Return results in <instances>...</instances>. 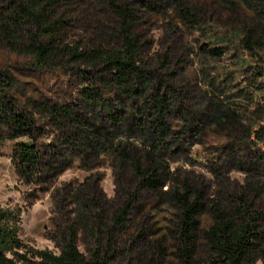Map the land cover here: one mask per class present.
Wrapping results in <instances>:
<instances>
[{"label":"rangeland","instance_id":"374dc122","mask_svg":"<svg viewBox=\"0 0 264 264\" xmlns=\"http://www.w3.org/2000/svg\"><path fill=\"white\" fill-rule=\"evenodd\" d=\"M107 3L58 1L67 39L98 45L104 37L117 47L121 23ZM119 5L133 16L136 66L145 79L135 78L125 92L102 68L36 70L31 58L0 42V70L12 78L15 100L41 128L45 165L41 177L27 181L11 161L14 142L0 146V209L19 212L18 237L33 251L57 253L60 229L74 223L78 249L87 256L94 239L80 220L82 203H89L91 218L109 219L128 201L126 194L135 193L125 229L113 231L111 246L105 236L103 249L113 264H141L146 257L156 264L158 256L161 264H171L177 221L171 189L188 182L204 196L202 228L212 223L216 209L234 214L246 202L264 238V57L257 50L250 54L241 42L251 16L247 1ZM89 93L97 95L96 102L87 103ZM50 108L65 116L52 117ZM229 115L236 119L234 128L217 125ZM151 164L159 166L165 182L137 190L136 167L145 171ZM255 264H264V251Z\"/></svg>","mask_w":264,"mask_h":264},{"label":"trees","instance_id":"16d2710c","mask_svg":"<svg viewBox=\"0 0 264 264\" xmlns=\"http://www.w3.org/2000/svg\"><path fill=\"white\" fill-rule=\"evenodd\" d=\"M58 1L0 0V42L15 53L31 58L36 70H53L69 64L102 68L119 92L128 91L135 78L144 82L140 68L136 66L137 38L133 36V16L119 5L122 0H108L107 3L121 23L118 31L121 42L117 47H109L104 37L98 45L70 42L65 34L64 16L56 13ZM246 1L251 16L240 31L241 42L250 54L257 50L264 57V0ZM14 87L9 74L0 70V146L14 142L11 161L21 177L34 182L45 170L38 143L41 128L35 116L15 100ZM96 96L87 94V103L96 102ZM157 104V108H163L159 101ZM60 111L50 108L47 113L52 117L65 116L66 112L62 110L61 114ZM235 124L233 115L217 121L221 127L234 128ZM161 125L160 131H166V126ZM262 131L264 133V128ZM136 170L141 175L137 190H154L165 182L164 175H158L161 169L156 164H151L145 171L138 167ZM126 195L128 201L109 219H104L102 214L91 218L89 203H82L80 220L94 239V247L87 251V256L78 249L74 223L60 229L58 239L54 240L57 253L33 251L18 237L19 212L0 209V264H113L112 255L103 249V241L106 236L107 246H111L115 234L125 229L131 207L129 201L138 199L135 193ZM203 200V194L195 191L188 182L171 189V202L177 209V221L171 230V264H255L264 251V238L258 225L260 219L251 214L248 204L245 202L234 214L216 209L211 215L212 223L202 228L199 217L205 210ZM156 248L161 249L160 245ZM161 259L162 256H158L156 264H161ZM141 264H153V261L146 257Z\"/></svg>","mask_w":264,"mask_h":264}]
</instances>
